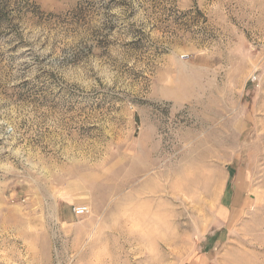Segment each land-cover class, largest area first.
Segmentation results:
<instances>
[{
    "label": "rangeland",
    "instance_id": "1",
    "mask_svg": "<svg viewBox=\"0 0 264 264\" xmlns=\"http://www.w3.org/2000/svg\"><path fill=\"white\" fill-rule=\"evenodd\" d=\"M0 264H264V0H0Z\"/></svg>",
    "mask_w": 264,
    "mask_h": 264
},
{
    "label": "built area",
    "instance_id": "2",
    "mask_svg": "<svg viewBox=\"0 0 264 264\" xmlns=\"http://www.w3.org/2000/svg\"><path fill=\"white\" fill-rule=\"evenodd\" d=\"M87 210H88L87 207H76L75 208V212L78 214L85 213Z\"/></svg>",
    "mask_w": 264,
    "mask_h": 264
}]
</instances>
